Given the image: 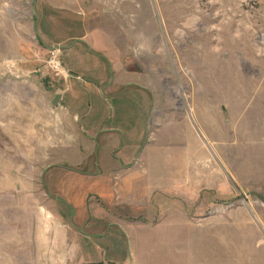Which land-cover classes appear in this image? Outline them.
Segmentation results:
<instances>
[{
    "label": "rangeland",
    "instance_id": "rangeland-1",
    "mask_svg": "<svg viewBox=\"0 0 264 264\" xmlns=\"http://www.w3.org/2000/svg\"><path fill=\"white\" fill-rule=\"evenodd\" d=\"M113 67L122 78L112 94L131 86L135 114L147 101L146 142L188 156L201 140L203 179L218 190L187 209L207 216L204 248L227 238L233 264H264V0H0V264L31 261L23 249L41 209L69 222L54 186L69 167L63 117L76 92L109 97Z\"/></svg>",
    "mask_w": 264,
    "mask_h": 264
},
{
    "label": "crops",
    "instance_id": "crops-1",
    "mask_svg": "<svg viewBox=\"0 0 264 264\" xmlns=\"http://www.w3.org/2000/svg\"><path fill=\"white\" fill-rule=\"evenodd\" d=\"M112 73L111 82L104 83L109 97L90 103L86 93L76 92V104L66 108L69 167L58 169L63 178L54 186L69 210V222L41 209L33 249H23L31 260L25 264H106L109 257L111 264H233V242L224 238L210 250L204 248L201 218L207 216L200 208L187 209V203L202 199L203 190H218L216 180L203 179L201 140L199 153L193 150L188 156L179 144L173 149L146 142L147 101H141L143 108L135 114L138 99L123 96L131 86L112 94L122 78L114 67ZM102 109L103 115L98 113ZM216 217L215 225L221 224ZM156 233L167 236L155 237L154 245L134 237ZM117 234L127 238L126 254L114 247ZM162 246L163 257L154 250Z\"/></svg>",
    "mask_w": 264,
    "mask_h": 264
},
{
    "label": "built area",
    "instance_id": "built-area-1",
    "mask_svg": "<svg viewBox=\"0 0 264 264\" xmlns=\"http://www.w3.org/2000/svg\"><path fill=\"white\" fill-rule=\"evenodd\" d=\"M52 63L56 70H60V64L56 60H54Z\"/></svg>",
    "mask_w": 264,
    "mask_h": 264
},
{
    "label": "water",
    "instance_id": "water-1",
    "mask_svg": "<svg viewBox=\"0 0 264 264\" xmlns=\"http://www.w3.org/2000/svg\"><path fill=\"white\" fill-rule=\"evenodd\" d=\"M60 99H61V96L58 95V96L55 98L53 104H54L55 106H57V105L59 104Z\"/></svg>",
    "mask_w": 264,
    "mask_h": 264
}]
</instances>
